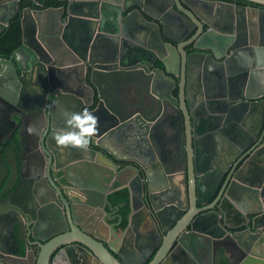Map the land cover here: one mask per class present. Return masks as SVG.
Listing matches in <instances>:
<instances>
[{
    "label": "water",
    "instance_id": "obj_1",
    "mask_svg": "<svg viewBox=\"0 0 264 264\" xmlns=\"http://www.w3.org/2000/svg\"><path fill=\"white\" fill-rule=\"evenodd\" d=\"M19 1L0 0V39ZM31 1L20 45L0 54V106L32 116L15 118L41 134L40 150L27 142L23 156H41L14 189L1 188L0 264H264V36H242L233 16L211 22L178 0L208 28L169 37L177 44L163 39L175 16L157 0ZM136 70L137 93L117 88ZM94 96L96 109L107 107L101 128L84 150L60 148L54 133ZM159 122L177 133L155 152ZM56 170L67 186L56 185ZM120 189L124 226L110 199Z\"/></svg>",
    "mask_w": 264,
    "mask_h": 264
},
{
    "label": "flooded vegetation",
    "instance_id": "obj_2",
    "mask_svg": "<svg viewBox=\"0 0 264 264\" xmlns=\"http://www.w3.org/2000/svg\"><path fill=\"white\" fill-rule=\"evenodd\" d=\"M157 1H158V4H161L164 7V9H166V11H170L175 16V18H172V20L170 21L169 23L170 25L168 29H166V33L168 34V36H165V35L163 36V39L165 41H170L173 44H177V41L170 39L169 37H174L181 41H187V40L189 41L190 38H192L196 34H198L197 38H199L208 28L206 23H204L203 30L200 31V28L197 25L196 21L193 20L185 12L179 10L178 5H177V0H157ZM178 1L184 7V9H189V5L198 9L202 17L210 19L211 22H216L220 18L222 19L224 17L233 16L232 20L234 22V26L236 27V33L238 32L242 36L247 35L249 38L250 36L254 35L255 37H258V39L260 37L262 39L264 36V5L262 4L251 3L248 0H247L248 2H244L245 0H208L210 2H214L212 3L213 5L209 6V4L206 5L204 3H198L196 0H178ZM20 2L21 0L19 1V4ZM219 2L230 3V4H234L240 7L239 13H236L233 7L230 8V7L221 6L220 4H217ZM64 4H65L64 2H60V4L57 5L56 7H59ZM47 6L48 5H46V7ZM33 7L35 8L37 6H33ZM246 7H255L257 9L256 17H253L252 13L248 12ZM132 9H134V6L130 7L129 11H131ZM232 12H234L233 15H231ZM164 13L165 11L162 14ZM58 15H59V12H56V17ZM124 15H126V13H124L123 16ZM145 17L148 20H152L147 15H145ZM134 32L137 33L136 31ZM137 37L141 38V35L137 33ZM185 48L187 49L188 52H191L193 50L192 43L186 44ZM78 70L80 71V69ZM87 72L85 73L86 78H88ZM137 72L138 70L129 73L130 75L127 78V80L124 83L119 84L117 88H120L121 90L129 88L132 90L134 86L136 87L135 80L138 79ZM132 85L133 87H131ZM132 92L137 93V91L134 89L132 90ZM173 93L174 95H176L177 90L174 89ZM85 94L86 96L89 97L90 93L87 90H85ZM260 99L264 101V95H262ZM97 104H98V99L96 96H94L93 104L86 108L93 111L94 114L98 117V129H100L101 128L100 119L102 116L105 115L107 107H106L105 102H103L101 107L96 109ZM16 114H20L23 117L26 124H29V122L32 120L31 115H28L24 112H19V113L16 112V109L12 105L4 104L0 106V143L2 144L0 145V191H1V188L4 187V185L9 186L12 189H14L15 185L21 182L20 181L21 171L22 172L25 171L24 167L26 166V161H32L31 160L32 158L33 159L37 157L39 158V156H41L37 151H35V148L31 149L30 151H27L25 157L23 156L24 150H25L24 147H25V144H27V142H29L30 144L31 143L37 144V148H38L37 150H40L39 141H40L41 134L37 133L35 131V128L33 130L31 129V131L25 130V124L23 125L22 121L18 122V120H15ZM39 121L40 119L38 117V122ZM165 124L166 123L164 122H159L158 126L155 128V131L152 134V137L149 139L151 143V147L152 149L155 150V152L157 148L160 151L167 150L169 144H171L172 139H174L176 135L174 134L167 141H165V145L163 146L162 142H160L159 133L161 132L160 129ZM176 133H177V130H176ZM119 154L124 155L125 153L122 152ZM42 159L44 160V166H45L46 156L43 155ZM121 165H123V163ZM44 171H45V168H44ZM50 175L52 176L54 180H56V185L59 188L61 186L65 187L68 185L62 179V174L60 171L56 170V173L50 172ZM57 189L58 188L56 187V196L58 195ZM6 198L7 196L0 194V200L6 199ZM121 203L116 204V205L118 204L120 205L119 210H118L119 213H121L120 212V208L122 206ZM57 264H62L60 259L57 260Z\"/></svg>",
    "mask_w": 264,
    "mask_h": 264
},
{
    "label": "clouds",
    "instance_id": "obj_3",
    "mask_svg": "<svg viewBox=\"0 0 264 264\" xmlns=\"http://www.w3.org/2000/svg\"><path fill=\"white\" fill-rule=\"evenodd\" d=\"M22 60L20 54L16 57ZM65 127L54 133L55 143L62 149L84 150L98 130V117L88 108L70 112L65 118Z\"/></svg>",
    "mask_w": 264,
    "mask_h": 264
},
{
    "label": "trees",
    "instance_id": "obj_4",
    "mask_svg": "<svg viewBox=\"0 0 264 264\" xmlns=\"http://www.w3.org/2000/svg\"><path fill=\"white\" fill-rule=\"evenodd\" d=\"M244 2H248L245 0ZM253 3V2H251ZM60 2L58 0H50L48 6H57ZM32 5L31 0H21L19 4V12L10 20L9 27L5 31V34L0 39V54L8 56L14 49H16L21 43V24L20 15L22 8ZM110 199L114 204L124 203L120 212L123 215L122 226L126 224L128 207V192L126 189H120L117 192L110 195Z\"/></svg>",
    "mask_w": 264,
    "mask_h": 264
},
{
    "label": "crops",
    "instance_id": "obj_5",
    "mask_svg": "<svg viewBox=\"0 0 264 264\" xmlns=\"http://www.w3.org/2000/svg\"><path fill=\"white\" fill-rule=\"evenodd\" d=\"M174 126H175V123L174 124H169V123H166L160 130H161V132L159 133L160 134V142H162V145L164 146L165 145V141H167L171 136H173L174 134H176V129L174 128ZM158 134V133H157ZM164 141V142H163ZM162 146V147H163ZM120 150H121V152H123V150L122 149H124V153L126 152V147H124V146H117ZM131 148V147H130ZM129 148V149H130ZM118 150V149H117ZM130 151L131 152H133L134 150H133V148H131L130 149ZM134 152H136V151H134ZM137 224H138V226H137ZM136 224V227L139 229V223H137ZM142 245L144 246V245H146V241H143L142 242Z\"/></svg>",
    "mask_w": 264,
    "mask_h": 264
}]
</instances>
